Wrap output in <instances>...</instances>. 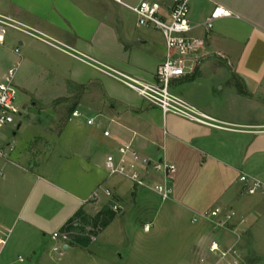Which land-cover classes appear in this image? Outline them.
I'll return each mask as SVG.
<instances>
[{
    "label": "crops",
    "instance_id": "0c3cea01",
    "mask_svg": "<svg viewBox=\"0 0 264 264\" xmlns=\"http://www.w3.org/2000/svg\"><path fill=\"white\" fill-rule=\"evenodd\" d=\"M123 8L127 7L115 0H0L1 14L47 40L16 30L38 40L36 47L41 53L51 47L95 71L85 77L80 71L73 72L65 79L66 85L81 88L82 93L91 88L92 101L103 107L91 110L80 104L76 109L81 114L76 117H72L73 110L69 111L61 130L54 133L56 138L47 150L49 159L40 173L21 165L14 145L5 157H0V180L14 187L10 194L0 190V225L8 233L0 240V264H46V258L52 261V233L79 209L88 214L105 205H116L119 210L131 208L129 214L138 208V201L140 205L146 203L148 193L154 190L136 188L132 183L128 189L117 183L106 185L114 176L108 175L107 156L115 154L122 142H132L143 156L176 165L171 195L161 199L169 214L187 216L191 222L194 214L222 206L235 212V224L244 218V224L252 223L253 228L264 224V191L248 194L240 180L241 175H247L264 183V0L189 3L190 23L197 26L193 33L205 38L212 55L193 74L175 80L171 88L222 127L163 115L158 107L136 94L101 87V75L119 81L106 72L110 69L153 81L165 56L161 33L157 30L159 48H151V27L138 26L135 20V26L144 30L130 32L121 15ZM212 17V27L205 30L204 22ZM4 34L5 28L0 30V44ZM17 43L24 45L25 41L19 39ZM127 43L134 46L128 47ZM26 47L35 50L30 41ZM81 98L79 102H83ZM89 118H93L92 124L87 123ZM106 130L110 136L104 135ZM147 178L151 184L162 182L159 174ZM31 184L45 190L39 191L36 206L23 215V208L17 212L16 205H12L13 199L19 196L20 188ZM105 189L112 196H107ZM48 196L50 205L44 207L42 203ZM7 198L12 204L4 203ZM158 217L154 214L152 221L143 225L159 229ZM149 230L143 228L145 233ZM195 243L200 244H162V250H166L160 258L188 264ZM19 246L29 251H15Z\"/></svg>",
    "mask_w": 264,
    "mask_h": 264
},
{
    "label": "rangeland",
    "instance_id": "374dc122",
    "mask_svg": "<svg viewBox=\"0 0 264 264\" xmlns=\"http://www.w3.org/2000/svg\"><path fill=\"white\" fill-rule=\"evenodd\" d=\"M124 1L134 4L138 0ZM121 15L123 21H126L125 24L130 32L138 34L144 30L143 27L135 26V14L129 9L123 8ZM149 33L151 38L153 37L151 48H159L160 35L158 31L151 28ZM19 39H23L25 44L19 45L17 43ZM27 41L35 45V50L27 49ZM38 42V40L21 34L14 29L5 28L3 43L0 44V81L3 80L9 68L17 66L15 72L16 104L21 112V114H17L14 122L0 128V145L3 151L8 153L10 145H14L16 153L20 154L19 162L21 165L27 168L30 167L35 173H40L42 166L49 159L48 147L53 145L54 138H56L54 133L61 130L70 110L78 108L80 104H84L91 110H103V107H99L98 103L92 101L93 92L91 88H88V91L85 89L82 93L81 88L66 85L67 81L65 79L71 78L73 72L80 71L82 76L85 77L95 71L68 54L51 47H46L44 53H41L36 47V45H39ZM135 44L138 46V43ZM127 45L128 47L134 46V44L128 43ZM16 47L19 53L15 52ZM100 82L102 88L111 89L112 87L130 96L138 95L120 81L106 75H101ZM78 94L79 98L77 97ZM83 94H87V96H83ZM80 98L83 99V102H79ZM111 183L121 184L124 189H128L129 184L131 185L129 179L120 175L112 176L106 185L111 186ZM101 189H103L102 186ZM0 190L2 193L10 194L11 191H14V187L11 182L0 180ZM40 190L44 191L45 189H41V185L23 186L18 191L19 196L13 199V204L10 202L11 198L4 200V203L6 205L9 203L13 206L16 205L17 212L23 208L21 212L26 215L29 210L36 206V198ZM148 195L149 198H147L146 203L140 205L138 201V208H135L129 214L131 208H121L115 219L107 227L99 230L87 247L68 242L69 248L64 254L59 255L53 252L52 261L46 258L45 263L174 264L160 258L164 253L162 251L166 250V247L162 250V244L171 246L174 242H200L199 245L195 243L192 247V250H194L192 255H194L192 259H188V263H192L195 261V256L206 250L210 242L214 240L217 242H234L235 234L229 230H218L209 221L192 223L187 216H173L162 207L164 202L161 201L157 193L150 191ZM50 201L51 199L48 196L44 200L45 203L42 204H44V207H48ZM96 212L98 211L88 212L89 215L87 214V216L92 217ZM156 213L157 216L159 215V229L156 230L155 227H151L145 233L143 223L152 221L153 215H156ZM243 220L244 222L240 220L235 226L231 227L236 228L235 230H237L236 232L240 237L238 251L243 262L244 264H264V224L259 226L257 224V227L253 228L252 223H249L250 225L244 224L246 218ZM89 222V220L85 223L81 221L80 227L84 231L83 234L91 231ZM192 227L194 228V235L188 241ZM4 239L5 237L2 236L0 240L3 241ZM158 244L161 247L158 248ZM20 249L26 252L29 251L26 246L25 248L24 246L15 247V251H20Z\"/></svg>",
    "mask_w": 264,
    "mask_h": 264
},
{
    "label": "built area",
    "instance_id": "2783aa9c",
    "mask_svg": "<svg viewBox=\"0 0 264 264\" xmlns=\"http://www.w3.org/2000/svg\"><path fill=\"white\" fill-rule=\"evenodd\" d=\"M115 1L123 4L135 14L138 26L151 27L161 33L165 56L156 69L153 81H145L111 69L106 72L135 91L148 103L158 107L163 115L174 114L208 126L222 127L215 118L189 103L171 88L175 80L193 74L197 66L212 55L207 50L208 44L205 38L193 33L197 26L192 25L189 20L190 0H139L135 4L123 0ZM212 21L213 17L204 22L205 30L212 27ZM4 28L19 30L47 41L35 30L26 28L22 23L0 13V30ZM18 51V48H15V52ZM16 69L17 66L9 68L3 80L0 81V128L11 124L17 114H21L16 104ZM80 114L81 112L75 109L72 117ZM87 123L92 124L93 118L87 119ZM104 135L110 136V132L106 130ZM13 147V145L10 146V150H13ZM5 156L6 152L0 150V157ZM106 168L109 176L125 177L136 188H151L159 194L162 200L169 199L171 195V181L176 172V165L166 159L157 160L141 155L132 142L119 143L116 153L107 156ZM152 173L161 175L162 182L149 183L147 177ZM240 180L244 183L248 194L264 191V183L260 179L241 175ZM104 191L107 196H112L109 189ZM113 208L119 209L116 205ZM234 218L235 212L222 206H215L194 214L191 218L192 223L209 221L214 228L229 230L235 234V239L230 243L215 240L210 242L207 249L199 252L195 261L188 264H244L238 251L240 237L236 228H231L236 225ZM143 228L146 231L149 230L150 224H144ZM0 234L8 236L1 225ZM51 239L53 241L51 249L55 254L62 255L69 248V238L65 232L61 231V228L52 233Z\"/></svg>",
    "mask_w": 264,
    "mask_h": 264
},
{
    "label": "trees",
    "instance_id": "16d2710c",
    "mask_svg": "<svg viewBox=\"0 0 264 264\" xmlns=\"http://www.w3.org/2000/svg\"><path fill=\"white\" fill-rule=\"evenodd\" d=\"M119 209H114L113 206H103L94 216L88 217L87 214L79 209L68 221L61 227V231L65 232L69 238V242L77 244L81 247H87L99 230L107 227L111 221L115 219ZM86 222L89 220L91 231L83 234L80 227L81 221Z\"/></svg>",
    "mask_w": 264,
    "mask_h": 264
}]
</instances>
